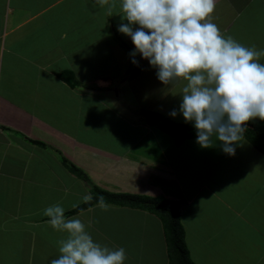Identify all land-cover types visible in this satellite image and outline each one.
I'll use <instances>...</instances> for the list:
<instances>
[{"label": "crops", "instance_id": "1", "mask_svg": "<svg viewBox=\"0 0 264 264\" xmlns=\"http://www.w3.org/2000/svg\"><path fill=\"white\" fill-rule=\"evenodd\" d=\"M217 39L226 58L199 57ZM167 41L179 66L226 74L230 110L208 109L264 114V0H0V264H168L160 219L121 195L177 202L193 264L264 263V155L215 129L176 145L117 78L83 82L84 67H157Z\"/></svg>", "mask_w": 264, "mask_h": 264}, {"label": "rangeland", "instance_id": "2", "mask_svg": "<svg viewBox=\"0 0 264 264\" xmlns=\"http://www.w3.org/2000/svg\"><path fill=\"white\" fill-rule=\"evenodd\" d=\"M201 26H196L197 29L195 31H199ZM240 26L247 27L249 29L248 33L250 35L254 31L253 25L251 23L246 22L243 25L240 23ZM186 32H189L191 34V32H194V27L191 29L186 28ZM192 37L193 33L190 35V38ZM196 41V39H186L184 41L185 43H183V48L185 49V56L189 54H196V52L200 49V46L195 43ZM158 42L166 41L159 40ZM251 43L253 42L251 41ZM171 44V41H167L164 49H159L157 47L158 51L161 53V56L153 57V60L158 62L157 67H140L139 63L136 64L137 67L139 66L138 68L140 69L141 76L135 82L130 83V80H132V70L136 68L133 67V63H131L129 67L128 75L126 74V67H117L116 64L111 65V67H103L104 70L95 69V67H84L83 82L88 78L95 76V74L100 73H102V75H104L105 77L112 76L113 78H117L115 79L113 88L114 94L115 92H118L119 95L124 96V100H129L134 105L137 104V109L140 110H137L136 116L137 119H142V122L143 120H145L142 114V109L146 108L145 111H153L155 113H158L159 115L167 118L174 123L188 124L193 122L198 116L197 109L199 108L196 106V100L203 101L204 103L206 101V103L208 102L210 106L211 104H219L230 99V95L228 94L229 90L227 88H224L228 84L227 77L224 72L216 73L206 65L200 66V63L198 61L191 62L190 67L179 66V56L175 54L176 51H171ZM201 49L202 52L199 55V57L201 58H226V52L223 50L222 41L219 39H217V43H215V45H210L208 47H205V49L201 47ZM167 54L168 56H165ZM161 57L166 60L165 64L159 62V58ZM151 60V58H148L147 63H150ZM131 61L140 62L135 57H132ZM220 65L224 67H232V64H230V61L228 59ZM126 78L129 79L123 83ZM223 89L227 93L223 92ZM144 92H148L149 95L147 97L144 96ZM165 92H167V94ZM163 93L165 94L161 99V95ZM206 98L208 99L206 100ZM96 99L100 102H103L102 100H104V96H98ZM83 102H85V99L83 100ZM86 102H88L90 106H93L94 104L96 105V101L94 100H87ZM118 103L122 105L120 101H118ZM228 103L229 104L227 106V109L230 110V100ZM121 108L126 111V108ZM128 109V111L131 113L132 111H134L132 110V108H130V106ZM211 109H209L211 112L216 113L215 105H212ZM217 112L221 113L219 111ZM259 112L260 108L259 110L257 109V114ZM103 117L105 119L106 115H104ZM224 117L230 118V116L225 115ZM248 117L256 118V114H249ZM99 118H101V115H99ZM126 121L128 122V120ZM130 123L132 124V122L130 121L127 125H129ZM224 123L229 124L230 126V122ZM121 126L123 127V123ZM217 131L223 132L219 130ZM159 200H161V198ZM198 260L199 264H211L205 262L203 258ZM255 261L251 262L248 258H246V260L240 264H253ZM230 264L235 263H231L230 261Z\"/></svg>", "mask_w": 264, "mask_h": 264}, {"label": "trees", "instance_id": "3", "mask_svg": "<svg viewBox=\"0 0 264 264\" xmlns=\"http://www.w3.org/2000/svg\"><path fill=\"white\" fill-rule=\"evenodd\" d=\"M138 73L139 68H134L131 74L132 78ZM73 76L68 71V79L74 80ZM195 103L199 108L197 109L198 116L191 123H174L158 113L142 110L144 123L174 138L176 145L198 137L208 129L238 134L256 151L264 155V114L256 121L253 119L245 120L243 116L227 118L219 113L211 112L203 101L196 100ZM224 122H230V126ZM120 199V205L151 212L160 219L168 253V264H193L186 248L185 232L180 221L177 202L136 195H121ZM91 205H93L91 202L85 203L76 208L74 213H78Z\"/></svg>", "mask_w": 264, "mask_h": 264}]
</instances>
